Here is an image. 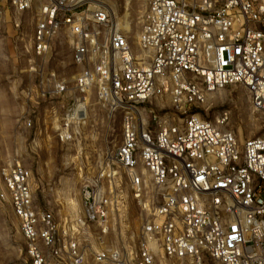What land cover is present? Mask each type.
Returning a JSON list of instances; mask_svg holds the SVG:
<instances>
[{"label":"built area","instance_id":"2783aa9c","mask_svg":"<svg viewBox=\"0 0 264 264\" xmlns=\"http://www.w3.org/2000/svg\"><path fill=\"white\" fill-rule=\"evenodd\" d=\"M25 13L34 19L25 98L61 101L53 125L61 144L78 136L92 97L109 119L119 115L111 162L148 214L130 250L104 248L95 261L154 264L159 253L188 264H264V125L238 142L228 110L205 116L209 95L230 85L264 115V0H148L136 50L101 0H0V33L10 26L17 36ZM62 32L72 40V78L43 65ZM118 178L104 167L82 182L84 222L106 224L119 209ZM31 180L18 158L0 168V200L18 220L28 264H84L81 221L36 206Z\"/></svg>","mask_w":264,"mask_h":264},{"label":"rangeland","instance_id":"374dc122","mask_svg":"<svg viewBox=\"0 0 264 264\" xmlns=\"http://www.w3.org/2000/svg\"><path fill=\"white\" fill-rule=\"evenodd\" d=\"M100 1V0H99ZM112 20L136 50L141 29V15L148 0H101ZM17 36L10 26L0 33V168L18 158L32 172L31 188L34 202L41 209L52 211L58 220H80L78 237L85 251L84 264L97 263L95 253L101 249L123 246L130 250L135 244L140 225L147 212L133 199L123 174L111 162V154L121 140V119H109L95 98L89 102V117L79 128L76 139L61 144L55 137L54 124L62 112L61 101H38L25 98L26 89L33 87L29 71L33 58L29 38L33 28L32 13L20 18ZM28 48V51H27ZM72 40L66 33L55 38L51 56L43 61L47 69L72 78L77 68L71 64ZM207 118L222 109L228 110V128L238 142L257 136L264 125V115L255 111L246 90L230 85L208 97ZM165 106L170 111L169 101ZM53 107L54 117L48 110ZM23 117L30 119L27 126ZM108 167L118 173L119 209L106 224L87 223L82 219L80 187L86 178ZM1 187V183H0ZM0 264H28L18 220L9 203L0 200ZM154 264H188L184 260L156 254ZM207 264H217L207 259Z\"/></svg>","mask_w":264,"mask_h":264},{"label":"bare ground","instance_id":"6f19581e","mask_svg":"<svg viewBox=\"0 0 264 264\" xmlns=\"http://www.w3.org/2000/svg\"><path fill=\"white\" fill-rule=\"evenodd\" d=\"M104 4V3H103ZM106 6V5H105ZM107 8V7H106ZM108 9V8H107Z\"/></svg>","mask_w":264,"mask_h":264}]
</instances>
